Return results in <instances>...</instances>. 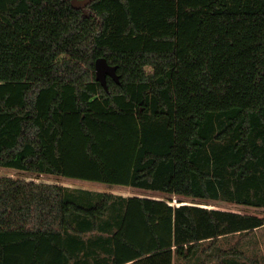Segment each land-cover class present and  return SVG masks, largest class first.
<instances>
[{
  "label": "trees",
  "instance_id": "16d2710c",
  "mask_svg": "<svg viewBox=\"0 0 264 264\" xmlns=\"http://www.w3.org/2000/svg\"><path fill=\"white\" fill-rule=\"evenodd\" d=\"M72 1L0 0V264H206L264 225L207 202L264 208V0Z\"/></svg>",
  "mask_w": 264,
  "mask_h": 264
},
{
  "label": "rangeland",
  "instance_id": "374dc122",
  "mask_svg": "<svg viewBox=\"0 0 264 264\" xmlns=\"http://www.w3.org/2000/svg\"><path fill=\"white\" fill-rule=\"evenodd\" d=\"M2 171H8V172H16L18 174L26 173L23 171H18L10 168H0ZM43 177L47 178H55L59 179L65 182V184L72 188V189H80L83 194L88 198L90 196V199L92 197H96V194L99 191H102L103 189H112L115 194L117 195L116 201L118 202L120 200L119 194L123 195L126 191H144L149 193H155L153 191H148L145 189H141L138 187H129V186H122L117 184H111V183H100V182H91L87 180L82 179H75V178H63L58 175H46L43 174ZM89 195V196H88ZM86 198V199H87ZM176 196L174 195V200H176ZM211 204L215 205H226L230 207H241V208H247L250 210H262L264 211V208L256 207V206H248V205H242L235 202H229L222 199L218 200H209L207 201ZM119 204V203H118ZM109 213H112V210H109ZM208 243L204 242L201 243V246H207ZM217 250L216 253L219 254L220 259H227V260H239L241 262L245 263H251L252 260L257 259L260 262H264V229L259 230L257 234H254L253 236H243L238 239L237 237H225L222 239V241L217 242L216 244ZM226 250H231V254L224 255L222 252ZM240 253L239 254H237ZM218 263V261H216Z\"/></svg>",
  "mask_w": 264,
  "mask_h": 264
},
{
  "label": "crops",
  "instance_id": "0c3cea01",
  "mask_svg": "<svg viewBox=\"0 0 264 264\" xmlns=\"http://www.w3.org/2000/svg\"><path fill=\"white\" fill-rule=\"evenodd\" d=\"M264 229V225L263 226H260V227H257L255 228L254 230H251V231H239V232H236V233H231V234H228V235H223V236H220L219 238H217L215 241H213L212 239H206V240H203L201 243H204V242H207L208 245L207 246H203V247H208L209 245H211L213 243V246L212 248L208 249L207 252H208V257H207V263L206 264H219V263H216V261L219 262L218 258H217V253H216V250H217V242L219 241H222L223 238L225 237H237V241L239 238L243 237L244 235L249 237V236H253L254 234H257L259 230H263ZM200 243V244H201ZM202 248V246H201ZM237 254L240 255V253L237 252ZM101 258L104 259V256L102 255ZM107 259H104L103 261V264H111V260L109 259L108 262H106ZM179 259L176 258V256L174 257V264L175 263H179ZM125 264H130V263H125Z\"/></svg>",
  "mask_w": 264,
  "mask_h": 264
},
{
  "label": "water",
  "instance_id": "95a60500",
  "mask_svg": "<svg viewBox=\"0 0 264 264\" xmlns=\"http://www.w3.org/2000/svg\"><path fill=\"white\" fill-rule=\"evenodd\" d=\"M93 0H73V4L78 7V5H82L85 7L87 4L92 2ZM116 66L108 63L107 59L104 57H100L96 60L95 70L97 78L106 86L107 84V76L111 75L114 78L118 79V75L116 74Z\"/></svg>",
  "mask_w": 264,
  "mask_h": 264
}]
</instances>
